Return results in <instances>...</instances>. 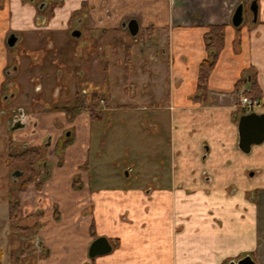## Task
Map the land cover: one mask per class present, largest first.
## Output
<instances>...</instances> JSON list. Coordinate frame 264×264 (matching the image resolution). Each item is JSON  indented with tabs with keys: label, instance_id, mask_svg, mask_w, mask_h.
<instances>
[{
	"label": "crops",
	"instance_id": "1",
	"mask_svg": "<svg viewBox=\"0 0 264 264\" xmlns=\"http://www.w3.org/2000/svg\"><path fill=\"white\" fill-rule=\"evenodd\" d=\"M88 1L96 21L108 17L101 26L107 32L136 20L152 37L168 38L166 65L155 62L165 80L158 89L153 83L150 94L155 110L169 118L171 169L147 186L141 179L123 183L133 169L122 180L108 178L92 156V131L83 117L70 123L65 114L52 116L72 125L75 138L61 164L52 159V176L38 191L58 208L59 219L46 206L38 234L49 252L37 264H232L248 256L264 264V142L241 150L239 121L246 114L237 107V84L244 81L242 89L250 91L256 84L261 106L253 113L264 115V0ZM239 6L244 21L235 28ZM0 13V29H6L8 12ZM216 25L226 27L225 47L200 89L205 34ZM150 161L156 168V159ZM101 237L112 251L92 259L90 246Z\"/></svg>",
	"mask_w": 264,
	"mask_h": 264
},
{
	"label": "flooded vegetation",
	"instance_id": "2",
	"mask_svg": "<svg viewBox=\"0 0 264 264\" xmlns=\"http://www.w3.org/2000/svg\"><path fill=\"white\" fill-rule=\"evenodd\" d=\"M74 6V0H0V10L9 16L6 29H0V116L7 117L0 130L12 134L6 145L0 144L5 149L4 155L0 152V264H37L49 252L38 232L31 243L25 233L41 229L46 206L59 219L58 208L38 191L52 176V159L61 164L74 143L75 129L52 118L65 114L71 123L83 117L85 124L88 117L101 121L116 110L95 89L77 88L76 77L82 76L76 58L90 67L94 54L108 52L107 46L99 47L108 17L96 21L88 0L64 14ZM131 21L120 28L129 29ZM61 35L67 36L64 44ZM83 47H89L85 55ZM83 75L91 81L85 68Z\"/></svg>",
	"mask_w": 264,
	"mask_h": 264
},
{
	"label": "rangeland",
	"instance_id": "3",
	"mask_svg": "<svg viewBox=\"0 0 264 264\" xmlns=\"http://www.w3.org/2000/svg\"><path fill=\"white\" fill-rule=\"evenodd\" d=\"M149 33L152 31L147 32L145 27H141L135 37L127 27L109 30L101 35L99 43V47H108L107 54L104 51L94 54L90 67L81 56L76 58V71L83 77H76L78 90L81 87L93 88L108 101V107L116 109L113 113L103 115L101 121L88 117L84 124V128L92 131V156L102 161L101 171L108 178L117 177V180H122L125 171L133 169L131 179H124L123 183L126 185H135L139 179L146 186L155 184L161 174L170 173L171 169L172 158L167 150L171 132L169 118L162 111L155 110L158 104L150 94L153 83L154 88L158 89L165 80V73L157 72L155 62L163 65L162 68L166 65L168 38L164 34L152 37ZM86 38L89 37L84 40ZM66 40L67 36H60V44H64ZM153 44L156 48H150ZM140 48L145 49L144 53L139 51ZM88 49L89 47H83L84 55ZM84 68L87 74L89 72L91 81L85 79ZM80 81L83 82L79 83ZM6 119L7 117L0 116V127ZM155 121H160V125H156ZM4 131L0 130V144L6 145V140L12 134ZM2 149L0 145V152L4 155L5 149ZM153 157L156 159V168L151 161L146 163ZM139 159H143V163L137 164ZM37 232L34 228L26 231L25 235L30 243L34 241ZM22 247L24 248L23 244ZM18 255L17 252L16 256Z\"/></svg>",
	"mask_w": 264,
	"mask_h": 264
},
{
	"label": "water",
	"instance_id": "4",
	"mask_svg": "<svg viewBox=\"0 0 264 264\" xmlns=\"http://www.w3.org/2000/svg\"><path fill=\"white\" fill-rule=\"evenodd\" d=\"M255 19L257 17L254 10ZM244 20L243 7L240 6L233 16V26L238 28L242 25ZM129 31L132 36H137L139 33V23L132 20L129 24ZM79 36V35H78ZM239 134H240V148L243 152L249 153L253 145H260L264 142V115L251 113L241 117L239 121ZM112 246L106 238L96 239L90 246L89 257L94 259L111 253ZM232 264H257L251 257L244 258L238 263Z\"/></svg>",
	"mask_w": 264,
	"mask_h": 264
},
{
	"label": "trees",
	"instance_id": "5",
	"mask_svg": "<svg viewBox=\"0 0 264 264\" xmlns=\"http://www.w3.org/2000/svg\"><path fill=\"white\" fill-rule=\"evenodd\" d=\"M225 32L226 27L222 25L210 26L205 34V45L208 53V58L201 64L199 87L200 89H206L207 84L212 74L220 54L225 47ZM129 52L127 53V56ZM129 58V56H128ZM244 87V81L237 84L238 90ZM259 92L256 84L252 85L251 91L247 94L252 99H259ZM31 180L30 182H33Z\"/></svg>",
	"mask_w": 264,
	"mask_h": 264
},
{
	"label": "built area",
	"instance_id": "6",
	"mask_svg": "<svg viewBox=\"0 0 264 264\" xmlns=\"http://www.w3.org/2000/svg\"><path fill=\"white\" fill-rule=\"evenodd\" d=\"M250 90L240 89L237 94L239 96V101L237 107L243 113L249 114L253 112L256 108L261 106V102L259 99H252L247 96Z\"/></svg>",
	"mask_w": 264,
	"mask_h": 264
}]
</instances>
